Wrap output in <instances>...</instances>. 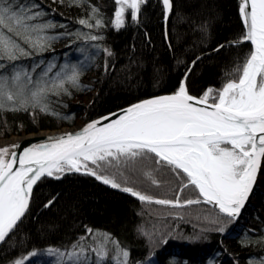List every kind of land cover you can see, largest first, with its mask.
I'll list each match as a JSON object with an SVG mask.
<instances>
[{"label": "snow or ice", "instance_id": "1", "mask_svg": "<svg viewBox=\"0 0 264 264\" xmlns=\"http://www.w3.org/2000/svg\"><path fill=\"white\" fill-rule=\"evenodd\" d=\"M157 2L161 5L165 41L169 39L166 25L174 15L178 23L199 32L204 42L213 16L205 18L199 14L197 19L198 9L185 14L174 11L173 0ZM57 3L65 6V0H52V4ZM148 3L149 0H114V17L106 21L105 14L91 0H67L68 7L80 8L85 13L76 19L89 30L84 32L71 31L66 24L57 23V10L38 0H0V62L11 64L9 69L7 64L0 63V70L10 73L0 74V112H52L50 97L70 95V89L81 88L82 74L101 54L104 73L116 71L108 62L115 53L102 43L106 37L101 30L108 24L116 31L129 26L139 30ZM237 11L238 31L213 49L217 53L221 49H237L218 86H208L199 93L189 90L188 76L201 59L197 55L170 93L132 102L118 113L103 117L107 123L92 120L77 132L49 136L20 155L14 150L17 145L0 148V242L15 235L23 222L34 186L44 177L60 180L68 173L92 176L142 204L173 209L210 205L211 210L198 217L208 227H202L190 239H200L209 231L224 234L239 219L258 183H264V0H239ZM57 28L63 32L56 33ZM61 36L73 43L88 44V49L79 47L82 54L90 49L95 51L76 63L66 61L57 65L52 61L42 67L44 61L35 57H42ZM134 49L135 45L133 52ZM169 50L174 51L171 44ZM22 59L32 60L31 71L16 65ZM175 59L177 65L185 63L179 56ZM121 71L129 81L144 76L156 80L162 75L158 66L149 67L135 55L129 56ZM162 171L179 179L174 199L157 198L148 191L153 185L159 187L153 177ZM137 184L144 187L137 188ZM189 186L198 195L182 200L183 189ZM53 204L54 198H50L43 206L49 208ZM174 231L137 226V234L152 247L166 244ZM73 240L63 248H34L9 264H129V250L110 232L84 225L82 233ZM254 242L264 243L251 237L241 241L243 246ZM41 256L55 259H32ZM259 264H264V258Z\"/></svg>", "mask_w": 264, "mask_h": 264}, {"label": "trees", "instance_id": "2", "mask_svg": "<svg viewBox=\"0 0 264 264\" xmlns=\"http://www.w3.org/2000/svg\"><path fill=\"white\" fill-rule=\"evenodd\" d=\"M38 2L55 8L57 11L54 20L66 24L69 30L89 31L76 22L77 17L85 15L83 10L68 7L67 0L65 6L52 4V0ZM173 2L174 11L178 9L186 14L198 9L197 19L199 14L205 18L210 15L214 17L204 42H201L199 32L189 30L188 24L178 23L174 15L170 16L166 25L169 39L165 41L161 5L157 0H149L139 30L135 26H129L116 31L110 24L101 30L106 37L102 43L115 53L114 57L108 58V62L116 71L110 70L107 75L104 73L101 54L82 74L81 88L70 89V95L50 97L52 112L46 114L39 109L35 112H0V140L76 127L139 99L169 93L195 56L230 40L240 27L237 0ZM91 3L100 7L106 21L114 17V0H91ZM127 23L131 24L130 19ZM61 32L63 29H56V33ZM145 32L148 33L147 36ZM169 44L174 51L169 50ZM79 47L88 49L89 45L83 41L73 43L61 36L42 57L37 56L35 60L42 59V67L52 61L57 65L66 61L76 63L84 60L85 54L91 57L95 51L90 49L78 56ZM236 53L237 49H222L219 53L196 61L188 79L189 90L199 93L208 86H218L226 65H231ZM131 55H135L149 67L155 64L162 75L156 80L150 76H144L138 81L127 80L121 69L128 63ZM177 56L185 63L177 65ZM0 63L7 64L11 69L8 62ZM15 63L18 67L31 71L33 62L31 59H22ZM0 74L10 73L0 70ZM153 178L158 181L159 187L151 186L148 189L151 194L157 198H175L180 187L178 178L168 171L155 173ZM135 186L141 189L144 187L142 184ZM197 195L195 189L189 186L183 189L181 199L196 198ZM50 198H54V204L45 208L43 205ZM207 210H211L210 205L173 209L142 204L130 194L110 188L94 177L80 173L65 174L60 180L44 177L36 185L29 209L15 235L10 234L1 245L0 264H9L10 260L20 258L34 248L38 251L48 247L63 248L74 242L73 238L82 233L84 225L110 232L117 238L130 252L129 264H148L149 260L151 264H250V261L251 264H259L264 258V243L254 242L250 246H243L241 241L247 237H251L253 241H264V184L255 196L254 205L247 209L237 226L234 222L224 234L209 231L200 239H190L202 227H208L202 218H198ZM53 224L54 228L49 227ZM140 224L146 230L175 231L166 244L160 243L152 247L146 238L137 234V226Z\"/></svg>", "mask_w": 264, "mask_h": 264}, {"label": "water", "instance_id": "3", "mask_svg": "<svg viewBox=\"0 0 264 264\" xmlns=\"http://www.w3.org/2000/svg\"><path fill=\"white\" fill-rule=\"evenodd\" d=\"M237 2H239V0H237ZM221 50H222V49H221ZM214 53H217V52H215V51H213V49H211V50H208V51H206V52L200 54L199 56H200L201 59H202L203 57H205V56H209V55H212V54H214ZM192 69H193V68H192ZM188 79H189V76H188ZM187 84H188V87H189V81H188V80H187ZM169 93H170V92H169ZM163 94H168V93H163ZM146 98H148V97H146ZM125 107H126V106H125ZM122 108H123V107H122ZM122 108H119V109L113 110V111L108 112V113H106V114H103V115H101V116H99V117H96V118H94V119H92V120H101L102 123H107V122H109V121H108V120H103L102 118L105 117V116H110V114H113V113H118V112L120 111V109H122ZM111 118H115V117L112 116ZM92 120H90V121H92ZM90 121H89V122H90ZM87 123H88V122H87ZM87 123H85L84 125H81V126H79V127L76 126V127H71V128H64V129L57 130V131H48V133L45 132L44 135L34 134L33 136H31V135H30V136H25V137H23V138H21V139L18 140V142L15 144V145H17V147H16L14 150L17 152V155H20V154L23 153V151H24L25 149L31 147V146L34 145V144L44 142V141L46 140V138L49 137V136H58V135L65 134V133H70V132H71V133H74V132H77V131L81 130V129H82ZM38 183H39V182H38ZM38 183H37V184H38ZM37 184H36V185H37ZM263 184H264V183H258V186L254 189L252 195H251L250 198H249V201L246 203L244 209H242V211H241V215H240L239 218H241V217L245 214V212L247 211V209H248L251 205H253L254 197H255L256 193H257L258 191L261 190V187H262ZM36 185H35L34 188H33V192H34V189H35ZM109 187H110V186H109ZM32 196H33V194H32ZM31 199H32V197H31ZM30 203H31V200H30ZM29 206H30V205H29ZM26 213H27V212H26ZM25 215H26V214H25ZM23 218H24V217H23ZM23 218H22V219H23ZM6 239H7V238H6ZM3 243H4V242H0V247H1V245H2Z\"/></svg>", "mask_w": 264, "mask_h": 264}, {"label": "bare ground", "instance_id": "4", "mask_svg": "<svg viewBox=\"0 0 264 264\" xmlns=\"http://www.w3.org/2000/svg\"><path fill=\"white\" fill-rule=\"evenodd\" d=\"M208 50H210V49H207L206 51H208ZM205 57H207V56H205ZM123 107H125V106H123ZM81 125H84V124H80V125H78V127L81 126ZM46 133H48V132H46ZM39 134L40 135H44L45 132H41ZM30 135L33 136L34 134H25V135H22V136H19V137H11V138H8V139H1L0 140V148H3V147H11L12 145H15L18 142L19 139H21V138H23L25 136H30Z\"/></svg>", "mask_w": 264, "mask_h": 264}, {"label": "rangeland", "instance_id": "5", "mask_svg": "<svg viewBox=\"0 0 264 264\" xmlns=\"http://www.w3.org/2000/svg\"><path fill=\"white\" fill-rule=\"evenodd\" d=\"M79 55H81V52L80 51L78 52V56ZM32 259H33V261H35L36 259H40L43 262H54V259L55 258H53V257H47V256H41L39 258H32ZM154 260H155V258L152 259V261H154ZM26 264H27V262H26Z\"/></svg>", "mask_w": 264, "mask_h": 264}]
</instances>
